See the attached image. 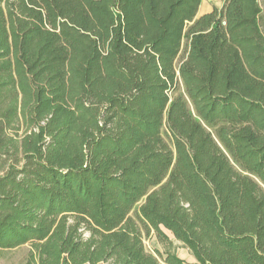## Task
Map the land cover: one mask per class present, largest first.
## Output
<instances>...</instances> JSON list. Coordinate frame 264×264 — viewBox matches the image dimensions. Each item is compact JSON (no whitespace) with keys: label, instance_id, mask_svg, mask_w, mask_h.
Wrapping results in <instances>:
<instances>
[{"label":"trees","instance_id":"trees-1","mask_svg":"<svg viewBox=\"0 0 264 264\" xmlns=\"http://www.w3.org/2000/svg\"><path fill=\"white\" fill-rule=\"evenodd\" d=\"M200 3L0 0V248L264 264L262 10Z\"/></svg>","mask_w":264,"mask_h":264},{"label":"rangeland","instance_id":"rangeland-1","mask_svg":"<svg viewBox=\"0 0 264 264\" xmlns=\"http://www.w3.org/2000/svg\"><path fill=\"white\" fill-rule=\"evenodd\" d=\"M203 2L206 8L212 9V7H217L220 9L224 5L225 0H203ZM259 3L262 10L260 16V26L264 33V0H259ZM183 54H184V49L181 50V53L176 60V64L179 63ZM132 215H134V212H132ZM165 232L173 241L172 250L181 259L184 260L185 264H192L191 262H189V258H188L190 255L189 250L181 242L175 240L168 231ZM143 243L145 249L148 252L157 256L159 260L162 259L157 255V251L163 253L164 246L156 239L154 234L151 233L148 236H144ZM29 250H30V246L28 244H24L14 248H6V249L0 248V264H23L28 257Z\"/></svg>","mask_w":264,"mask_h":264},{"label":"crops","instance_id":"crops-1","mask_svg":"<svg viewBox=\"0 0 264 264\" xmlns=\"http://www.w3.org/2000/svg\"><path fill=\"white\" fill-rule=\"evenodd\" d=\"M211 10V8H206L204 5L203 0H201V3L199 5L198 11H197V16L203 14V13H207ZM189 262H191L192 264H197V261L195 260V258L190 254L189 255Z\"/></svg>","mask_w":264,"mask_h":264}]
</instances>
